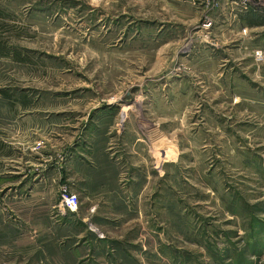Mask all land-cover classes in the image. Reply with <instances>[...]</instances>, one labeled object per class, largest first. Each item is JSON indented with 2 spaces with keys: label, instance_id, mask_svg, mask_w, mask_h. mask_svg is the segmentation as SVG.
Wrapping results in <instances>:
<instances>
[{
  "label": "rangeland",
  "instance_id": "obj_1",
  "mask_svg": "<svg viewBox=\"0 0 264 264\" xmlns=\"http://www.w3.org/2000/svg\"><path fill=\"white\" fill-rule=\"evenodd\" d=\"M204 1L0 0V264H264V0Z\"/></svg>",
  "mask_w": 264,
  "mask_h": 264
},
{
  "label": "built area",
  "instance_id": "obj_2",
  "mask_svg": "<svg viewBox=\"0 0 264 264\" xmlns=\"http://www.w3.org/2000/svg\"><path fill=\"white\" fill-rule=\"evenodd\" d=\"M220 0H205L203 9H214L219 6ZM232 5L236 6H245L247 3L246 0H229ZM209 23L205 24L204 27H208ZM60 204L65 208L67 212L76 213L78 210V199L75 195L64 191L63 195L61 196Z\"/></svg>",
  "mask_w": 264,
  "mask_h": 264
},
{
  "label": "crops",
  "instance_id": "obj_3",
  "mask_svg": "<svg viewBox=\"0 0 264 264\" xmlns=\"http://www.w3.org/2000/svg\"><path fill=\"white\" fill-rule=\"evenodd\" d=\"M245 23V22H244ZM252 26H253V24H252Z\"/></svg>",
  "mask_w": 264,
  "mask_h": 264
}]
</instances>
